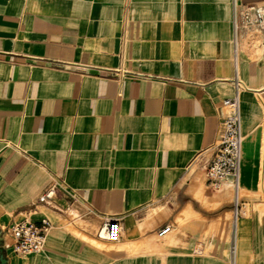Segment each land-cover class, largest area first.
I'll return each mask as SVG.
<instances>
[{
    "label": "crops",
    "instance_id": "crops-1",
    "mask_svg": "<svg viewBox=\"0 0 264 264\" xmlns=\"http://www.w3.org/2000/svg\"><path fill=\"white\" fill-rule=\"evenodd\" d=\"M235 2L264 7L0 0L8 264H264V37L248 46L255 29ZM236 76L246 84L240 179L215 190L205 168ZM43 218L52 223L45 249L16 253L12 224ZM115 218L123 234L112 243L100 232Z\"/></svg>",
    "mask_w": 264,
    "mask_h": 264
},
{
    "label": "built area",
    "instance_id": "built-area-1",
    "mask_svg": "<svg viewBox=\"0 0 264 264\" xmlns=\"http://www.w3.org/2000/svg\"><path fill=\"white\" fill-rule=\"evenodd\" d=\"M235 11L240 15L242 22L248 29H255L264 32V7L259 4H246L239 9L234 3ZM238 8V9H237ZM235 27H238L234 20ZM235 92L221 102L222 126L217 141L212 146V157L206 165L207 184L215 189L221 190L225 184L232 183L235 187L240 179V163L242 153V130H241V92L246 84L238 76L235 77ZM59 185L54 183L41 196V201L51 200ZM52 223L49 219L43 218L40 224L30 220L18 221L12 224L11 229L14 235V250L21 255L40 253L45 249L47 237ZM171 226H164L160 234L170 231ZM105 236L101 237L118 242L122 238L123 225L120 219H110L102 228ZM101 230V231H102ZM195 249L200 251L199 245ZM237 246L232 245V253L235 255Z\"/></svg>",
    "mask_w": 264,
    "mask_h": 264
},
{
    "label": "rangeland",
    "instance_id": "rangeland-1",
    "mask_svg": "<svg viewBox=\"0 0 264 264\" xmlns=\"http://www.w3.org/2000/svg\"><path fill=\"white\" fill-rule=\"evenodd\" d=\"M254 31H258V30H250L249 36H247L248 37V46L251 47V48L256 47L258 45V43H259V39L261 37H264V36H254L255 35ZM258 35H261V34L259 33ZM180 223H181V219H180ZM175 232L176 231H172L171 233H167L165 238H169L170 234H173ZM160 239H162V237H160ZM112 243H114V242H112ZM19 255H21V254H19ZM37 255H39V253ZM21 256H24V255H21Z\"/></svg>",
    "mask_w": 264,
    "mask_h": 264
},
{
    "label": "water",
    "instance_id": "water-1",
    "mask_svg": "<svg viewBox=\"0 0 264 264\" xmlns=\"http://www.w3.org/2000/svg\"><path fill=\"white\" fill-rule=\"evenodd\" d=\"M1 234L2 232L0 230V246H1V251H2V255L0 256V261L2 264H8V260L4 257L3 239H2Z\"/></svg>",
    "mask_w": 264,
    "mask_h": 264
},
{
    "label": "bare ground",
    "instance_id": "bare-ground-1",
    "mask_svg": "<svg viewBox=\"0 0 264 264\" xmlns=\"http://www.w3.org/2000/svg\"><path fill=\"white\" fill-rule=\"evenodd\" d=\"M101 235H102V236H105V232H104V230L101 231Z\"/></svg>",
    "mask_w": 264,
    "mask_h": 264
}]
</instances>
